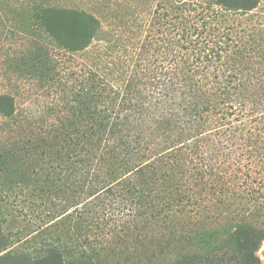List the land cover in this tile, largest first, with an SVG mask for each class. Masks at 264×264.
<instances>
[{"label":"trees","instance_id":"1","mask_svg":"<svg viewBox=\"0 0 264 264\" xmlns=\"http://www.w3.org/2000/svg\"><path fill=\"white\" fill-rule=\"evenodd\" d=\"M263 4L157 0L148 14L132 5L106 12V4L100 15L75 7L37 12L56 47L83 63L81 74L56 76L60 64L49 50H34L32 77L59 91L54 121L29 140L23 160L38 161L35 179H47L39 196L62 199L69 216L115 217L114 231L103 235L113 231L109 241L85 240L80 257L65 260L50 247L25 258L185 264L210 253V264L233 238L242 264H260ZM15 113V97L0 95V116Z\"/></svg>","mask_w":264,"mask_h":264},{"label":"rangeland","instance_id":"2","mask_svg":"<svg viewBox=\"0 0 264 264\" xmlns=\"http://www.w3.org/2000/svg\"><path fill=\"white\" fill-rule=\"evenodd\" d=\"M156 2L157 0H0V95L8 93L16 99L15 115L12 118L0 116V255H10L0 261V264H32L33 260L29 259L47 255L50 247L59 248L64 259L71 260L73 256L80 257L81 250H88L89 243L85 240L94 244L100 240L106 242L114 234V222L111 218L115 216L95 220H85L86 216L83 214L85 217L77 214L71 217L68 205L62 199L58 200L53 195L40 197L38 188L47 179H35L40 171L38 161L28 159L29 166L28 161L23 160L26 148L32 147L29 140L54 121L51 107L58 100L59 91L57 85H44L32 77L36 76L31 60L34 50L40 44L49 50L50 57H54L60 64L56 76H75L73 70L78 69L80 73L83 63L81 56L73 60L65 51L56 47L49 34L38 26L37 12L48 7H75L92 10L100 15L98 7L102 8L106 4L103 7L106 12L122 10L126 5H132L148 14L153 11ZM28 156L31 158L32 153ZM25 174L27 178L24 180L22 175ZM48 186L46 183V187ZM98 223L100 227H97ZM109 229L113 231L103 237L104 232ZM235 242L233 238H229L226 247L216 253L217 259L210 264H242L244 254L234 245ZM255 254L260 264H264V241ZM209 256L210 253L187 263L206 264ZM82 263L91 264V259L86 256ZM42 264L52 262L48 259Z\"/></svg>","mask_w":264,"mask_h":264}]
</instances>
